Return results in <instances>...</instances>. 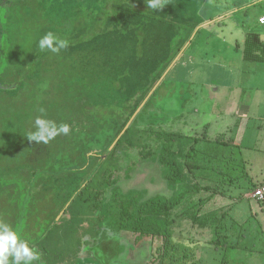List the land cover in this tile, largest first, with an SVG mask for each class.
Segmentation results:
<instances>
[{"label":"rangeland","instance_id":"1","mask_svg":"<svg viewBox=\"0 0 264 264\" xmlns=\"http://www.w3.org/2000/svg\"><path fill=\"white\" fill-rule=\"evenodd\" d=\"M131 1L135 11L147 13L148 18L142 23L136 15L131 17L132 24L128 23L127 28L118 32L128 34L126 38L117 36L115 31L106 38L100 37L106 31L92 29L107 26V23L87 21L79 25L85 32L77 41L71 32L66 34L65 29L72 27L69 21L57 28L61 35L55 34L66 39L68 47L58 54L37 47L35 55L46 57L47 66L57 62L66 74L70 73L74 91L113 94L118 99L110 106L113 111L140 108L132 123L135 130L172 132L188 137L208 134L213 140L221 136L234 140L239 129H246L238 146L200 142L195 160L203 165L212 160L204 156L206 152L230 153L232 149L240 159L242 152L248 155L246 151L264 149V63L245 62L242 55L247 33H256L264 41V25L260 23L264 20V0H200V4L197 0L194 9L189 4L184 5L185 0H159V7L155 9L146 4L149 0ZM137 1L142 2L143 8H139ZM174 1L179 2L171 5ZM54 2L6 0L5 3L20 5L18 8L22 12L36 19L22 29L37 30L38 38L48 28L47 22L41 23L40 18L49 6L48 10L66 13L67 0L60 8L51 7ZM69 3L70 9L76 4L73 0ZM120 3L118 0L114 7L118 11H121ZM193 38L194 47L188 48L183 55V49ZM75 82L80 85L78 90L73 86ZM98 104L97 99L92 100L91 106L96 108ZM245 104L250 105L249 120L239 116ZM44 113L52 114L50 110ZM42 119L54 122L56 127L59 125L53 118ZM57 134L61 135L58 131ZM154 138L149 136V142L154 144ZM52 139L59 138L55 135ZM188 144L189 147L191 143ZM255 153L249 156L260 155L259 151ZM139 158L137 151L129 152L113 166L116 168L113 180L119 179L120 191H141L146 197L159 196L175 201L189 188H196L197 178L195 181L189 177L172 184L165 176L168 167L159 165L154 157L146 161H139ZM254 159L256 162L262 160ZM136 162L137 167L130 168ZM128 170L132 177L122 180ZM245 173L254 179L255 175L249 170ZM199 175L201 186H206L208 181L203 177H208L214 180L210 185L218 186L219 192L211 198L212 190L194 189L170 212L173 220L170 232L176 247L171 246L167 261L159 260L162 239L149 238L135 246L134 236L121 232L112 245L120 250L117 261L112 264H170L173 253H176V264H264L263 254L249 257L250 251L264 248V211L261 203L248 196L254 191L252 183L240 178V185L230 190L226 174L217 177L205 171ZM111 206L107 203L103 211L94 214L86 204L78 201L59 221L62 229H71L74 233L75 261L66 264H100L90 254L82 256L81 252L85 248L83 242L93 239L95 215L109 209L115 212ZM234 220L241 224H235ZM101 256L104 255H100L103 260Z\"/></svg>","mask_w":264,"mask_h":264},{"label":"trees","instance_id":"2","mask_svg":"<svg viewBox=\"0 0 264 264\" xmlns=\"http://www.w3.org/2000/svg\"><path fill=\"white\" fill-rule=\"evenodd\" d=\"M73 1L76 4L70 9L67 0L69 5L64 14L48 10L49 6L40 18L41 23L47 22L48 28L36 38L37 30L22 29L36 19L22 12L20 5H8L6 0H0V226L10 227L39 254V260L33 264H66L75 261L74 233L71 229H62L59 221L78 201L94 214L110 203L115 212L109 209L95 215L93 239L83 242L82 256L90 254L100 264L116 262L120 250L112 245L117 235L125 232L134 236L135 246L149 238L162 239L159 260L164 263L169 250L176 247L170 232L173 222L170 212L190 191L212 190L210 197L213 198L219 192L218 186H201L196 181L199 179L196 170H204L194 161L201 138L135 130L132 123L140 108L113 111L110 106L118 100L113 94L74 91L70 73L66 74L57 62L47 66L46 57L35 55L39 39L48 32L61 35L57 28L69 21L72 27L65 29L66 34L71 32L78 41L85 32L79 25L87 21L107 23L92 29L106 31L100 37L106 38L115 31L117 36L126 38L128 34L118 32L127 28L128 23L132 24L130 19L134 15L142 23L148 18L147 13L135 11V4L130 0H121V11L114 8L118 0ZM137 3L140 8L142 2ZM53 4L51 7L60 8L64 0H55ZM242 55L245 62L264 63V41L260 35L247 33ZM75 83L73 86L78 90L80 85ZM96 99L98 107L92 108V100ZM47 110L52 114L44 113ZM37 117L58 121V132L61 125H67L69 134L60 132L56 141L34 140L37 129L33 123ZM151 135L155 137L154 144L149 142ZM133 151H137L139 161L154 157L159 165L168 167L165 176L172 184L193 177L196 188H189L175 201L146 197L141 191H120L119 179L113 180L116 170L113 166ZM213 162L216 163L213 174L224 176L220 166L223 159L216 155ZM137 164L133 163L130 168L135 169ZM131 177L128 170L122 180ZM227 177L232 184L244 178L237 174ZM175 256L176 253L170 256V264H176Z\"/></svg>","mask_w":264,"mask_h":264},{"label":"crops","instance_id":"3","mask_svg":"<svg viewBox=\"0 0 264 264\" xmlns=\"http://www.w3.org/2000/svg\"><path fill=\"white\" fill-rule=\"evenodd\" d=\"M185 1H183L184 5L185 4H189V6H191V8L194 9L193 7H195L197 0H187L186 2ZM178 2L179 1H176L175 4L177 5ZM200 3H201V1L199 0V4ZM207 4L208 3H206L205 7H208ZM193 41H194V38H193V40H190V42L185 46V48L182 51L183 55L185 54V52H186V50L188 48L194 47V42ZM241 109H242V111L239 114V116H241L240 118H242L244 120H249V114L248 113L250 111V105L245 104V106L243 108H241ZM247 123H249V122H247ZM246 125L248 126L249 124H246ZM245 130L246 129L241 131L239 129V133L236 135V138L234 140H231V139L227 140L226 138L224 139V137H222V136L220 138H216V140H213V139L209 138L208 134H205L204 136H201V137H199V136H195V137L196 138H201L200 142L204 141V142H215L216 143V141L219 140L222 143H216V144H221V145L227 144V145H230V146L234 147V146L240 145L241 142L243 141L244 132H246ZM246 149H248V148H246ZM252 150H254V151H252ZM252 150H249V151L245 150L246 152H248V155H246V153L244 154L242 152L241 155H240V157H241L240 159L233 154L232 149H231L230 153H228V151H226L225 153H218V154H211L209 152H206L207 155L205 153L204 156L205 157L208 156V158H211L212 160L205 161V165H203V163H201L200 161H198V163L200 164V168H204V170L207 172V174H209V173L212 174L213 170H211V169L215 168V165H214V162H213L214 161V156H216V155L220 156L223 159V162L220 164V166L224 169V174H226L227 176L228 175L235 176L236 174H237V176L238 175H241V176L243 175L244 178L247 179V181L252 183V185L254 187V191L252 193H250L248 196H249V198L254 200L255 199L253 197L254 192L256 190H258L259 188L264 186V149H258V150L256 149L257 151H255V149H252ZM197 151H198V149H197ZM258 151H259L260 155L254 156V157L253 156H249L250 154H252V152H254V154H257L255 152H258ZM199 152L201 153L200 150H199ZM196 154L194 156V161H197V160H195ZM252 157H253V159H250ZM224 158H226L225 161H224ZM254 158H260L262 160L256 162V160ZM257 166H260L259 167L260 169L259 170H254V168H256ZM202 170L203 169H198V170H196V172L198 174L199 173H204L205 171H202ZM247 170H249L250 173H253L255 175V177L253 176L254 179H252L249 174L245 173ZM203 178L208 181L205 184L206 185H210V183L212 182L211 179L210 178L207 179L205 177H203ZM228 183L230 184V187H229L230 190H232V188L236 187V185L239 184L238 181H236L235 184H232L231 180ZM238 200H240V197H238ZM255 200L257 202L261 203V205H262L261 209L264 211V205H263L262 201H258L257 199H255ZM236 202H238V201H236ZM263 219H264V217H263ZM234 221H235V224H237V225L241 224V222H238L236 220H234ZM234 251H237V249H234ZM254 254H263L264 255V248H263V250H256L255 249L253 251H250L249 257H253Z\"/></svg>","mask_w":264,"mask_h":264},{"label":"clouds","instance_id":"4","mask_svg":"<svg viewBox=\"0 0 264 264\" xmlns=\"http://www.w3.org/2000/svg\"><path fill=\"white\" fill-rule=\"evenodd\" d=\"M148 6L159 7V0H149ZM38 47L52 53H59L68 47V41L61 39L52 32H48L38 41ZM36 132L33 134L34 140L47 141L57 135V127L54 122L37 117L35 119ZM60 132L67 133V125H61ZM33 264L39 260V254L31 247L27 241L21 239L15 231L7 225L0 226V264Z\"/></svg>","mask_w":264,"mask_h":264},{"label":"built area","instance_id":"5","mask_svg":"<svg viewBox=\"0 0 264 264\" xmlns=\"http://www.w3.org/2000/svg\"><path fill=\"white\" fill-rule=\"evenodd\" d=\"M260 23L264 25V20H261ZM253 197L258 201H264V186L256 190L253 194Z\"/></svg>","mask_w":264,"mask_h":264}]
</instances>
